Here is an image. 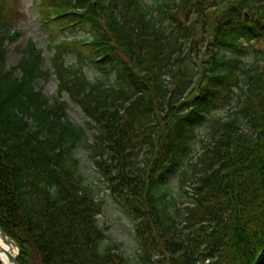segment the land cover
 Instances as JSON below:
<instances>
[{"label":"trees","instance_id":"16d2710c","mask_svg":"<svg viewBox=\"0 0 264 264\" xmlns=\"http://www.w3.org/2000/svg\"><path fill=\"white\" fill-rule=\"evenodd\" d=\"M11 4L0 1V227L18 264H130L103 247L100 190L78 169L79 146L136 221L142 264H264V50L253 45L264 44V0H38L44 68L31 39L7 67L20 33ZM202 32L206 61L192 52ZM245 45L259 51L250 64L236 52ZM52 77L49 96L38 80Z\"/></svg>","mask_w":264,"mask_h":264},{"label":"rangeland","instance_id":"374dc122","mask_svg":"<svg viewBox=\"0 0 264 264\" xmlns=\"http://www.w3.org/2000/svg\"><path fill=\"white\" fill-rule=\"evenodd\" d=\"M0 1H8V0H0ZM11 7L14 10L13 19L14 28L20 30V33L11 40L10 44L7 46V53L5 56V63L7 67H11V65H16L21 58V51L19 49L28 41V39L34 40L37 44V47L43 50V58H42V67L50 66V53L47 49L48 42V31L46 28L41 25L42 18L38 15V10L36 4H38V0H11ZM150 3L153 0H145ZM76 35L82 38L83 32L76 31ZM205 33H199L196 35L195 39H193L192 52L193 56L199 58L202 57V60L206 61L205 52V43L202 42V39L205 38ZM58 37L69 38L67 33L63 35H59ZM57 37V39H58ZM255 49L264 50L263 43H254ZM238 54L241 59L250 64L251 60L254 58L256 54H259L257 50H247L246 45L239 46L237 49ZM73 54H68L66 60L68 63H71L73 60ZM87 76H92L94 74L93 70L86 69ZM39 87L42 89L43 94H47L49 96L54 95L57 88V80L55 77H52L48 81L43 82L42 80H38ZM63 100L66 103V115L67 118L74 124H83L86 120L84 114H82L79 106L75 103L69 101L66 96H63ZM203 130L198 140H196L193 149V157L190 160L194 162L197 156L200 154L202 144H205V138ZM74 156L78 158V169L84 175L85 179L88 183L94 186L95 190H100L98 195V199L101 200V209L100 214L97 215V219L100 227L105 233V238L102 241L103 247L112 246L117 247L119 251H122L130 264H142V253H141V242L137 236L136 231V221L126 213V211L117 203L116 200L112 198L110 191L106 189V185L102 184V181L98 179V174L95 171L93 162L88 157L85 147L79 146L75 150ZM169 199L172 196L176 197V205L178 207L182 206V201L180 202V187L177 183L174 182L173 176H171V182L169 183ZM186 188V189H185ZM184 190H187L185 196L188 197L191 192L192 185L190 187H184ZM183 191V190H182ZM181 191V192H182ZM188 193V194H187ZM190 197V196H189ZM199 247L202 246L199 244ZM158 252L156 255L151 256L152 263H157L163 260L165 262V253L162 249H155ZM150 254V253H149ZM29 264H42L40 259L34 255L29 257Z\"/></svg>","mask_w":264,"mask_h":264},{"label":"water","instance_id":"95a60500","mask_svg":"<svg viewBox=\"0 0 264 264\" xmlns=\"http://www.w3.org/2000/svg\"><path fill=\"white\" fill-rule=\"evenodd\" d=\"M0 239L2 240L3 244H0V252H4L7 256V259L10 260L13 264H18L16 256L19 253V248L16 241L5 234V231L0 227ZM13 251V253H12Z\"/></svg>","mask_w":264,"mask_h":264},{"label":"bare ground","instance_id":"6f19581e","mask_svg":"<svg viewBox=\"0 0 264 264\" xmlns=\"http://www.w3.org/2000/svg\"><path fill=\"white\" fill-rule=\"evenodd\" d=\"M0 244L3 245L4 247H6L2 240L0 239ZM0 260L2 262V264H13L10 260L7 259V256L4 252H0Z\"/></svg>","mask_w":264,"mask_h":264}]
</instances>
